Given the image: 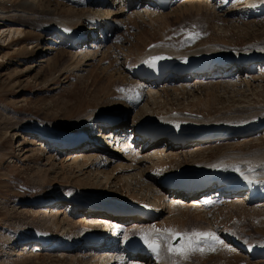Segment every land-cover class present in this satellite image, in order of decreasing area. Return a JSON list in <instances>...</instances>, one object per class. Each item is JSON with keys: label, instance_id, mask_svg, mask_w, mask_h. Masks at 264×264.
Masks as SVG:
<instances>
[{"label": "bare ground", "instance_id": "1", "mask_svg": "<svg viewBox=\"0 0 264 264\" xmlns=\"http://www.w3.org/2000/svg\"><path fill=\"white\" fill-rule=\"evenodd\" d=\"M64 1H59L61 2L60 7L62 10H58L56 4L55 6L52 5L53 7L49 6L50 0L43 1L45 4H43L44 7H42V5L41 7H39V5L34 6V0H0V39L3 38V41L6 40V45H9L13 41H18L19 38L29 37L33 32H36V34L38 33V38H40L42 35L41 33L45 34L46 32L54 30V37L56 39L50 41H52V43H57L62 47L66 45L67 48H69L67 49V52L71 59L68 65L66 63L63 67L60 66L61 69H58H70L76 71L78 67L88 65L85 64V62L96 60L98 61L96 65L100 68L101 72L106 71L108 76L109 74H112L114 78H120L123 81L125 78L127 82L132 84L136 89L135 91L133 88L135 92L132 94L134 95L131 94L127 98L128 100L132 99L130 100L132 102L129 103V105H127V103V106L123 105L120 109L121 112L124 107L130 109L136 108L140 103L142 104L134 112L133 121L131 123L132 125L128 130H125V127L120 124L121 120L117 123V126H103L100 122L102 114L99 113V111L106 112L103 114H107V112L110 111L96 110L95 108H88L84 112H80L79 114H81L80 118H82V120L79 119L77 124L71 125L68 129H49L51 126L44 125L47 124L45 122H42V124L38 123L36 126L29 124L27 127L19 129H22L26 133L33 134V136H36L38 139L40 138L39 140L42 142L44 141V144L47 143V149L51 152L55 151L56 155L62 150L65 151L66 149H69L70 152L64 156L63 160V162H68V166H65L67 169L76 168L80 171L85 169L86 171L80 173H82V175H87L88 179L91 176L89 174L90 171H96L95 176H93L94 179L99 175V179L95 182V188L99 186L100 189H98L100 191L93 193L89 187H84V190L82 187L76 189L78 191L76 194L85 192L84 196L75 197L72 195L73 197L69 196V198H64V200H66V203L64 204V215L68 212L71 214L73 213L74 215L83 212V214L91 216H87L90 217L88 219L90 224L87 222L88 224L85 225L78 217L76 220L79 222L78 224L76 223L78 228L72 227L73 225L71 226L75 237L73 240L65 237V243H62L64 240H57L55 243H52L55 240L49 241V239L38 236L35 239V244H37L39 248H42L44 246H49L51 243L52 246L50 245L46 249L50 248L54 250L56 256L58 253V257H60L62 261L65 260L66 264H162L164 263L162 260L166 256L164 255L166 251L164 252L161 247L159 249V255H157L148 247V245L140 243L139 240H130L134 238L129 237L130 231L137 232L138 235L136 237L146 232V235L143 237L150 238L154 230L152 228H147L148 226H153V224H167V228H170L171 230L181 224L180 222L182 221L179 220H182V218L178 219L177 215V217L174 216V213L176 211L178 212L181 208L185 209L184 212L191 211L193 214L199 213L201 214L199 217L203 218L201 212L202 209L215 206L222 200H225V204H229V206H235V204L238 203L247 204L248 202L251 203L253 201L258 204V206H264V168H261L260 166V169L254 168V165L257 164L254 162L256 160H253L255 164H252L254 170H251V167H245L247 170L240 167L238 165L239 161H241L240 159L233 160V167V164L230 165L231 167H225L223 166L226 165L223 163L225 160H228L229 162V158L237 159L238 155L225 154L226 156H220L217 159L212 160L197 154L201 152V148H203V150H209L207 145H193V143L196 142V137H194V135L198 134H204L202 137H207L204 139L207 140L210 138L217 139L216 137L230 138L232 136H240L250 131L262 129L263 132L260 134L264 135V116L261 117L262 114L260 115L262 119L258 117V119L245 118L238 120L237 117H239V115L237 117L235 116L237 120H234L235 118L231 119L227 117L229 115H224L226 113H218L217 116L216 114L206 116L204 111L200 108V111L199 109L198 111L188 110L185 108L186 106L177 109L174 107L173 103V101L177 100L180 94H187L189 99L195 101V103L197 102L199 107H207L210 105V101L214 100V97H217V89H219V87L233 86L239 82L247 86L250 83H253L250 75L255 69H258L259 74L264 73V39H260L261 37L263 38V36L259 38L260 40L248 41L244 47L240 48L231 45L232 43L230 44L225 36L220 37L219 40L214 39V43H208L207 41L199 43L202 39V37L199 39V34L201 35V33L194 28L191 30L187 28L188 30L185 34H183L185 32L184 28H181V30L178 28L176 29L177 31H175L177 33L176 39L169 38L170 34H172L169 33L165 37H160L159 40H154L155 38L153 37H150V39L147 37L145 38L143 32L140 31L142 29H140L138 32H135L141 34V36L143 34L142 37H144L146 43L144 42L145 44L142 45L141 50L139 48H134L136 50V57L133 59L134 61L129 66L127 65V61H131V55L130 53H127L128 49L125 50V48V53L123 52L121 55L122 61H120V58L117 56L116 58H113L114 60L108 62L107 67L101 68L99 63L102 64L107 61V54H111V49L109 51L105 50V44L110 39L108 38L109 34L112 35L113 32L115 33L118 30L117 22L119 20L115 17V13L116 15H121L122 12L120 8H118V10L115 9L116 11L112 9V4L115 0H67V2H69L68 4H71V6H66ZM176 1L178 0H166V4L161 7L166 8ZM183 1V3L178 4V6L168 13L174 15L178 14L181 18L190 15V18L193 20L198 19L199 21L203 18L212 19V17H214L216 21L217 36L219 35L220 29L224 30L223 33H227L229 29L228 26L232 27L231 25L232 23L234 24L235 20L230 21L229 18L237 17L238 20L244 22L248 19L253 21L252 19L254 17L264 16V0ZM240 1L243 2L237 5L239 7L234 8L232 12V6H236L233 3ZM38 2L39 0H37V3ZM40 2L42 3V1ZM76 2L80 3L79 9L75 7ZM229 3H232V5H229ZM124 4L128 5V7L132 6L135 8L130 11V16L132 15L135 18L138 17V19L150 16L164 20L166 19V16H168V14L159 12V4L156 0H124ZM147 20H150V18ZM147 20L145 21L146 23ZM182 20H184V18ZM238 20L235 22L237 26V28H234L235 30H242L243 27L249 29L251 27H248L251 25V22L246 25L241 24ZM151 23L153 24V22ZM151 23L150 25H152ZM84 25H86V28ZM146 25L148 24H145V26ZM132 27H137V24ZM138 27L140 26L138 25ZM84 30H86L88 34L84 33ZM243 34L247 36L248 33L247 31H244ZM178 35H180L179 40ZM47 40H49V38H47ZM81 40L88 41V45L85 43L86 45L84 48H77V43ZM140 42H142V40H140ZM31 45L32 42L16 43L14 44V49L10 51L1 49L0 61L8 59L9 56L15 52H18L19 55H27L28 49L33 47ZM192 45L195 46L191 48ZM44 49L47 50L48 47ZM212 51H227L230 57L234 56L235 51L240 52V54L237 56L236 60L231 61L225 60L227 57L224 56L210 58L209 53ZM119 52H121V50H119ZM153 54L161 55L164 58L163 61L155 62V65H158V69L162 70L161 80L160 82L151 81V83L141 82L137 79L138 77L132 75V73L138 71L144 72L145 66L149 69L154 67V65L150 66L149 63L151 60L150 56ZM43 61L46 62V60L42 58L39 59V62ZM9 62L12 61L10 60ZM12 63H14L13 65L15 66H13V68L11 66L12 69L7 71L8 77H16L20 73L26 74L30 71L31 67H33L32 64H29L30 66L27 65L26 58H19ZM71 65H73L72 68L70 67ZM115 66L117 67L115 68L116 70H114ZM178 71L181 72L177 73ZM52 75L53 74L50 75V79L52 78ZM241 75L245 76L241 78ZM261 75L264 76V74ZM201 83H203V86L207 89L203 94H200L202 92L199 90V84L202 85ZM214 91H216V93ZM194 92L197 94H194ZM0 108L2 112L7 111V107L5 106H0ZM249 109L247 110L248 112ZM117 112V115H119L120 112ZM256 115L257 114H255V116ZM109 116L112 118L116 117V115ZM115 119L119 118L116 117ZM150 123L159 124L162 130H164L162 127L169 126L168 133L164 136L157 137L155 140L160 138L158 141L149 142L148 139L143 138L141 134L150 131V128H147V125ZM92 125H94L93 129L88 128ZM173 127L178 128L179 133L182 136L180 146L170 141L169 135L171 134ZM86 133H91L88 137V142L99 137L98 143L95 145L89 144V146H86L85 143H76L79 140L75 138L82 137L83 134ZM69 134L70 136H68ZM240 137V140H242L243 136ZM244 138L246 139V137ZM128 139L129 141L132 140V145L128 144ZM204 140L203 142H205ZM242 141H244V139ZM144 143L147 144L143 145ZM146 147H154L149 150V153L151 154L145 152ZM135 152L137 154H134ZM52 157H55V155H47L46 160H51ZM150 157L157 159H154L155 161H148V158ZM261 157L264 162V156ZM163 159H165L166 162L174 160L177 165L172 170L167 171L169 166L163 163ZM248 159L249 158H247V160ZM144 162H148L150 166L149 168L151 169L148 168L146 171V168L145 170L140 168ZM251 163L249 159V164ZM93 165L97 167L96 170H92L95 168H92ZM110 165L112 168L107 170V172L106 169H108ZM63 167L64 164H61L60 169L64 170L62 169ZM176 168H182L183 171L181 174L174 175L173 178L175 180L189 175L197 177L198 179L204 178L205 183H208L206 192H204L205 189H203L196 193L184 194L175 190L173 188L174 182L170 180V176L174 174L173 172ZM257 170H260V172H256ZM112 173L114 175H112ZM111 176L112 178H110ZM147 176H150V178ZM93 178L89 180L92 181L94 180ZM91 181L90 183L84 182L85 186H90L94 183V181ZM132 186L135 188L133 189ZM106 187L107 191H105ZM136 188L138 191L142 192V194L146 193V195H150L149 198H147V200L143 198L138 199L135 196L136 194L131 193L132 190L136 192ZM211 189H215V191H213L212 194L207 195V190ZM238 193H241L243 196L240 194L239 197H236L235 194ZM249 193L251 194V197L249 200H246V195ZM187 198L189 200H187ZM52 202H56L55 194H41L30 197L28 200V207H40L42 204L46 205ZM73 203H77L80 207L81 210L78 213L70 210L73 209ZM88 206H94V208H86ZM44 207L45 206H43L42 211L40 210V212H42L40 214L44 218H42V222L45 224L49 223L51 227L56 226V222H58L57 212L54 211L49 215V217L53 218L55 221L50 222L49 218H46V216L48 217V213ZM103 207L107 208L104 210ZM66 208L67 213L65 212ZM34 210L31 211L37 212V210ZM59 213H63V210ZM69 213L67 215H69ZM123 214L125 216H121ZM165 214H168L166 220L164 219ZM120 219L126 220H122L119 225L118 222ZM98 221L102 223L104 222L105 226H115V229H112V231L109 230V237L107 236L108 240L105 242H103V240H97L95 237L97 233L94 232V229H96L94 223ZM74 222L71 220L70 224ZM126 222H128V224L123 227V224ZM25 225L28 226V224H24V227ZM105 226L99 230L104 231L106 228ZM122 228H125V232L123 235H120ZM42 234H44V231ZM119 236H121L120 243H118ZM216 236L219 237V235ZM219 239L223 240L221 237H219ZM12 241L13 240H10L9 242L12 243ZM181 243L180 239L178 243L179 245L177 244L178 246L176 245V247H179ZM248 244L250 245V243ZM229 246L235 250V246ZM19 247L20 249L18 250L21 252L20 250L23 251L26 249V244L22 245V248L21 245H19ZM205 247L206 246L203 244L201 245V248ZM241 248L249 256H257V254L264 255V248L261 246ZM8 249L9 252L13 250L11 247ZM56 249H58V251ZM132 251L135 252L132 253Z\"/></svg>", "mask_w": 264, "mask_h": 264}, {"label": "rangeland", "instance_id": "2", "mask_svg": "<svg viewBox=\"0 0 264 264\" xmlns=\"http://www.w3.org/2000/svg\"><path fill=\"white\" fill-rule=\"evenodd\" d=\"M40 1H42V3ZM43 1L44 0H39V2L37 3V0H34L33 5H39V7H41L42 5V7H44L45 4L43 3ZM59 1L60 0H50L49 6L53 7L56 4L57 9L62 10L60 7L61 2ZM183 2V0H178L166 8L159 6V12L168 14V16H166V19L160 20L159 18L150 16H146L147 18L141 17L140 19H138V17L135 18L132 15L130 16V11L135 8H133L132 6L128 7V5L124 4V0H115V2H113L112 4V9L118 10V8H120L122 14L116 15L115 13V17L117 18V20H119L117 22L118 30L115 33L113 32L112 35L109 34L108 36V38L110 39L105 44V50L109 51L111 49V54H107V61L102 64L99 63L101 68L107 67L108 62L114 60V57L116 58L118 56L120 58V61H122L121 55L123 52L125 53V50L127 49V53H130L131 55V61H127V65L129 66L134 61L133 59H135L136 57V50L134 48H139L141 50L142 45L146 43L144 37H147L149 39L150 37H153L155 38L154 40H159L160 37H165L169 33H174L175 31H177L176 29L179 28L177 27L178 24H184L182 28H184L185 32L183 34H185L188 29L191 30L192 28H194L195 30H198L201 28V31L203 30V32L199 31V33H201V35L199 34V39H201L202 37L199 43L205 41H207L208 43H214L215 40H219L220 37L225 36L226 40L229 41L230 44L232 43L231 45L241 48L244 47V45L250 40L264 39L263 15V17H254L252 19L253 21H250L248 19L247 21L249 22L238 20L237 17L229 18L230 21L235 20L234 24L232 23V27L228 26L229 29L227 33H223L224 30L220 29L218 37L216 33V21L214 17H212V19L203 18L205 21L203 19H201L200 21L197 19V22L196 19L193 20L192 18H190V15V17L183 16L181 18V16L179 17L178 14L174 15L168 13L171 12V10H173L176 6H178V4H181ZM242 2L243 1L233 3L236 6H232V12L234 8L239 7L237 5ZM64 3L66 4V6H71V4H68L69 2H67V0H65ZM229 5H232V3H229ZM75 7L79 9L80 3L76 2ZM149 18L150 20H147ZM183 18L184 20H182ZM145 19L147 20V23L145 22ZM236 20L240 21L241 24L246 25L247 23L251 22V25L248 26L251 27L249 29H245V27H243L244 29L242 28V30H235L234 28H237L235 23ZM151 22H153V24ZM150 23L152 25H150ZM135 24H137V27H132L135 26ZM145 24H148L149 26H145ZM138 25L140 27H138ZM84 26L86 28V25ZM162 26H164L165 29ZM139 30L143 32L144 37H142L143 34L141 36V34L137 33ZM243 30L247 31V36L243 34ZM54 32L55 31L52 30L50 32H46L45 34L41 33L42 35L40 38H38V33L36 34V32H33L29 35V37L19 38L18 41H13L9 45H6V40L3 41V35L1 36L2 39H0V47H2L0 48V51L1 49L10 51L14 49V44L16 43L19 44L32 42L31 46H33L31 47V49H28L27 55H19L18 52H15L14 54L10 55L8 59L0 61V106L7 107V111L4 112H2L0 108V264H66L65 260L62 261V259L58 257V253L56 256L54 250L50 248L46 249L51 245L50 242L49 246H44L42 248L45 249H42L39 248L37 244H35V239L39 236L41 238L49 239V241L55 240L52 243H55L57 240L62 241L65 239V237L67 239L73 240L75 237L73 235V229L71 228V226L73 225L72 227L78 228L77 224L79 222L76 221L78 217L80 218V221L85 225H87L88 223L90 224V222H88V219L91 216L85 215L83 214V212H79L81 209L77 205V203L73 206L75 208H79L77 211H75V213L79 212L78 214H75L76 216L73 213L71 214L69 212V215H67V208L65 211L67 214L64 215V204L66 203V200H64V198H69V196H84L85 192L76 194L78 192L76 189L82 187L83 190L86 187H89V189L93 193L100 191L99 186L95 188V182L99 179V175L96 177L97 179L93 178L96 171H90L89 174L91 176L89 175V179H94L91 181L87 178V175H82L83 171H86L85 169L80 171L76 168H71V170L65 167L68 162H63L64 156L69 153L70 150H62L58 155H56L55 151L51 152L49 151V149H47V143L44 144V141L42 142L39 140L40 138L38 139L36 136H33V134L26 133L22 129H19L22 127H27L29 124L32 126H36L38 123L42 124V122L47 123L44 125L51 126L49 129H68L71 127V125L77 124L79 119L82 120V118H80V112H84L88 108H95L96 110L110 111L107 112V114H103L106 112L99 111V113L102 114L100 117V122L106 123L104 126L112 125L111 122L116 117H120V124L125 127V130H127L131 126V121H133L134 112L142 104L140 103L136 108L128 109L124 107L123 111L121 112L120 109L123 105H126L127 103V105H129V103L132 102L130 101L132 99L128 100L127 98L132 93H134L136 89L132 84L128 83L125 78L123 81L120 78H114L112 74H109L108 76V74H106V71L101 72L100 68H98L96 65L98 62L96 60L85 62V64L88 65L80 66L76 71L70 69L60 70L63 65H66V63L68 65L71 59L68 56L67 49L69 48H67L66 45L62 47L61 45L52 43V41H50L56 39L54 37ZM83 32L88 34L86 30H84ZM261 36H263V38ZM179 37L180 35H178V40ZM47 38H49V40H47ZM174 38L176 39L177 36H174ZM140 40H142V42H140ZM85 43H87L88 45V41H79L77 43V48H84L86 45ZM107 46L110 47L108 48ZM194 46L195 45H192L191 48ZM46 47H48L47 50L44 49ZM119 50H121V52H119ZM19 58H26L27 65L30 66L32 64L33 67H31L30 71L26 74L20 73L16 77H8L7 71L15 66L12 62L16 61ZM40 58L46 60V62H39ZM10 60L12 62H9ZM73 65H71L70 67L72 68ZM116 66L114 67V70H116ZM51 74H53V79L49 78ZM261 74H259L258 69H255L254 72L250 75L253 83H250L248 86L239 82L233 86L219 87V89H217V97H214V100L210 101V105L207 107H199L197 105V102L195 103V101H191L187 94H180L177 100H172L174 103V107H176L177 109H181L186 106L185 108L192 111H198V109L200 108L204 111V114H206V116L214 114H216L217 116L218 113H226L224 115H229L230 117H227L231 119H234L235 116L237 117L239 115L240 116L237 117L238 120L245 118L258 119V117L262 119L261 117L264 116V76H262ZM244 76L245 75H241V78ZM201 84L202 85L199 84V90L200 92H202L200 94H203L207 89L205 88V86H203V83ZM133 88L135 91L133 90ZM214 92L216 93V91ZM194 94L197 93L194 92ZM248 109L249 112L247 111ZM117 111L120 112L119 115H117ZM246 111L248 112V114ZM255 114L257 115L255 116ZM109 115H116V117L112 118ZM105 118H107L108 120L105 121ZM237 119L235 118L234 120ZM262 132L263 130L260 129L240 135L243 136L242 138L244 139V141H242L243 139L240 140L241 137L238 135L232 136L230 138L216 137L218 140L212 138L207 140L202 139L201 141H196L195 143H193V145H207L209 150H203V148H201V152L197 154H200L204 158L212 160H215L220 156L237 154V159L229 158V162L228 160H225V162H223L224 164H226L223 165L225 167H231L230 165L233 164V160L240 159L241 161H244V163L243 161H239L238 165L240 167H251V170H254V168L260 169V167L264 168L263 158L261 157L264 156V135L260 134ZM244 137H246V139ZM203 140L205 142H203ZM131 141H129V139L127 140L129 145H132ZM146 144L147 143H144L143 145ZM153 148L154 147H146L145 152L149 153V150ZM46 153L47 155L51 156L54 154L55 157H52L51 160H46ZM134 154L137 153L135 152ZM247 158L250 159V163L252 162L251 164H249V159L247 160ZM154 159L156 160L157 158L150 157L148 158V161H155ZM253 160H256L254 162L257 163V167L256 165H254L255 163L253 162ZM162 161L167 166H169L167 170H172V168L177 165L174 160L166 162V160L163 159ZM61 164H64V167L62 168L64 170L60 169ZM252 164L254 165V168ZM233 166L234 164L232 165V167ZM94 167L95 166L93 165L92 168ZM149 167V163L144 162V164L140 168H142L143 170H145L146 168L147 171ZM110 168H112L111 165L108 167V169H106V171L110 170ZM96 169L97 167L92 170ZM256 172H260V170H257ZM112 175L114 174L112 173ZM147 177L150 178V176ZM110 178H112V176ZM38 180H40L41 182ZM90 181H94V183H92L91 185L88 184L90 186H85V183H90ZM132 188L134 189L135 187L132 186ZM105 191H107V187L105 188ZM213 191H215V189L208 190L206 194H212ZM138 192L140 191H138L137 188L136 192L134 190L131 191V193L136 194L135 196L138 199L143 198L147 200V198H149L150 196L146 195V193L142 194V192ZM41 194H55L56 202L48 203L46 205L42 204L40 205V207H28V200L30 199V197ZM240 194L241 193L235 194V196L239 197ZM241 196L243 195L241 194ZM187 200L189 199L187 198ZM224 201L225 200L219 201V204L215 206L202 209L201 212L203 218L199 217L201 216V214L199 213L193 214L191 211L184 212L185 209L181 208L180 210H178V212L176 211L174 213V216H178V219L182 218V220H179L182 222H180L181 224H179L175 229L172 228L173 230L167 228V224H164L165 226L153 224V226L151 225L147 227L149 229H157L162 233L160 240L163 244L164 252L166 251V253H164V255L166 256L162 260L164 263L162 264H171L172 261H175L178 264H264V257H262L264 256L263 254H257V256H249L241 248L257 246H261L262 248H264V206H258V204H256L254 201L251 203L248 202L247 204L238 203L235 204V206H229V204H225ZM43 206H45L44 208L47 210L48 217L46 216V218H49L50 222H53L54 219L50 218L49 215L54 211L57 212L58 222H56V226L51 227L49 223L45 224L44 222H42L43 217L40 214L42 213L40 212V210H43ZM86 208L91 209L94 208V206H88ZM31 210H37V212H32ZM62 210L63 213H59L62 212ZM167 217L168 214H165L164 219L166 220ZM71 220L72 222H75L70 224ZM22 222L24 224H28V226L25 225L24 227V224ZM20 223H22L23 225ZM126 224H128V222L124 223L123 227ZM43 231L44 234H42ZM193 231L215 233L219 235L221 239H223V243L217 245L214 249L205 247L202 248V251L190 252L187 255V258L179 255H173L168 251V245L173 239L177 237L180 238L179 236L186 233L191 234ZM124 232L125 228H122L121 235H123ZM133 232L134 231H130L129 237H136L138 235L137 232ZM169 232L175 233L176 235H170ZM230 237H233L235 239V241L231 240L233 241L231 242V244L236 246H233L235 250H233L228 245L230 244L228 242ZM120 239L121 236H119V242ZM10 240H13L12 243L9 242ZM65 242V240L62 241V243ZM248 243H250V245ZM24 244H26V249L23 251L20 250L21 252H19V245H21L22 248V245ZM9 247L13 248L11 252H9ZM56 250L58 251V249Z\"/></svg>", "mask_w": 264, "mask_h": 264}, {"label": "snow or ice", "instance_id": "3", "mask_svg": "<svg viewBox=\"0 0 264 264\" xmlns=\"http://www.w3.org/2000/svg\"><path fill=\"white\" fill-rule=\"evenodd\" d=\"M163 59V57H154L150 61V66L154 65L156 61ZM154 231H159L155 230ZM169 231V230H165ZM170 235H176L175 233L169 232ZM145 243L148 244V247L151 248L154 252L159 255V245L155 242H149L147 237H143ZM182 243L179 247H173L171 244L168 245V251L173 255H179L184 258H187V255L190 252L202 251L201 245L203 244L209 248H215L217 244L223 243L215 233L212 232H196L193 231L191 234H184L180 236Z\"/></svg>", "mask_w": 264, "mask_h": 264}]
</instances>
